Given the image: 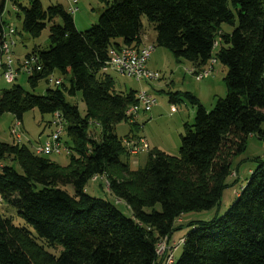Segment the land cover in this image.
<instances>
[{"label": "trees", "instance_id": "obj_1", "mask_svg": "<svg viewBox=\"0 0 264 264\" xmlns=\"http://www.w3.org/2000/svg\"><path fill=\"white\" fill-rule=\"evenodd\" d=\"M7 1L0 0V31ZM10 1L29 36L38 37L50 23L48 48L30 51L42 69L28 75L29 85L54 71L66 82L40 95L18 85L2 90L0 116L9 112L20 122L33 108L59 111L69 160L60 165L25 144L0 141V203L23 221L0 214V264H165L168 251L158 253L157 244L171 245L187 213L217 206L233 157L248 136L264 138V0H100L98 21L85 31L60 4L43 9L39 0H26L28 6ZM142 16L153 25L155 43L177 60L198 69L212 59L224 65L226 94L207 110L184 92L196 110L192 124L184 125L178 155L149 150L143 165L130 168L120 162L130 138L119 139L114 128L135 122L125 110L138 100L133 90L116 91L101 67L109 48L142 45ZM77 93L83 114L70 101ZM177 100L172 92L170 103ZM91 124L98 126L94 135ZM255 162L225 212L186 222L191 228L179 237L184 241L172 264H264V158ZM89 179H104L114 200L89 195Z\"/></svg>", "mask_w": 264, "mask_h": 264}, {"label": "rangeland", "instance_id": "obj_2", "mask_svg": "<svg viewBox=\"0 0 264 264\" xmlns=\"http://www.w3.org/2000/svg\"><path fill=\"white\" fill-rule=\"evenodd\" d=\"M15 1L22 6H28L26 0ZM39 1L43 9H46L50 5H62L72 15L74 25L78 31H85L96 24L99 14L104 8L100 0H76L75 3L72 0ZM13 5V2L10 0L6 2L2 19L4 23H12L16 28V45L13 50V58L20 61L22 56L27 52L48 48L50 23H46L40 35L33 38L22 30V13L16 7H13ZM54 21L60 23L58 18H55ZM141 22V44L153 45V50L146 62V66L148 69L157 71L159 78L151 81H138L131 77L121 76L111 69L107 72L114 82L116 91L128 92L129 90H133L136 94L144 90L148 94H151L156 101L149 111L144 112L139 109L133 116L135 122L122 120L115 124L114 132L119 139L127 140V138H130L129 141H131L143 138L148 144V149L140 150L137 153L124 152L120 156V162L128 164L130 168L143 165L149 150H159L169 155H178L180 137L185 131L184 125L192 124L196 110L195 105L183 96L184 92H190L194 95L207 110L213 108L216 100L224 97L226 94L223 80L226 73L224 65L218 61H214L210 74L201 80L196 79L195 73L200 69L193 66L187 60H177L168 49L158 46L155 43L156 32L153 25L145 16L141 17ZM222 29L230 30L231 27L223 24ZM117 40L121 41L120 39ZM52 76L54 78H61L63 83L66 82L65 76L56 71L52 73ZM16 85L36 95L42 94L47 87H53L52 84L47 83L46 78H43L32 88L28 82V75L22 72L18 73L13 82L6 81L0 75V92ZM172 92L178 93V100L170 103L169 95ZM70 101L77 104L81 114L84 113L85 106L79 93L76 94L75 98H71ZM171 104L174 105V110L170 108ZM51 118L52 114L40 113L36 108L26 111L20 120V144H25L33 151L36 143L38 141L43 142L54 129L50 124ZM16 121L12 113H2L0 116V141L6 143L16 142L10 132ZM261 128L264 129V123H262ZM89 129L94 135L98 131V126L91 124ZM60 136L64 138V129ZM46 157L60 165H66L69 160V154L65 152L47 154ZM255 158H264V138H259L257 135L248 136L243 152L233 157L232 169L236 173L232 172L227 177L226 182L228 184L222 191L219 204L209 210L193 211L183 216V226L172 233L170 242L176 241L179 237L186 235L191 228L186 225V222L191 220L207 221L213 216H219L225 212L234 199V191L239 189L240 185L248 177L250 170L255 167ZM12 165L18 172L21 171L16 163H12ZM66 189L68 193L73 192L71 186H66ZM85 191L92 196L107 198L111 201L114 200L107 191L104 179H89L85 186ZM117 206L124 214L128 213L122 203L117 204ZM0 214L5 217H11L13 223H23L17 216L16 209L3 201L0 203ZM45 249L46 252L53 253L49 247ZM58 249V246L54 248L55 251ZM178 254L179 250L175 253V256Z\"/></svg>", "mask_w": 264, "mask_h": 264}, {"label": "built area", "instance_id": "obj_3", "mask_svg": "<svg viewBox=\"0 0 264 264\" xmlns=\"http://www.w3.org/2000/svg\"><path fill=\"white\" fill-rule=\"evenodd\" d=\"M73 3L76 0H72ZM1 40H0V62H3V69H0L6 81L13 82L19 72L27 75H33L41 71L42 64L39 55L35 52L25 53L21 60L18 61L13 58V50L16 45V29L12 23H7L1 26ZM215 44V43H214ZM153 50L152 44H143L139 47L121 46L111 47L107 53V59L104 61L101 70L108 72L109 69L121 76L134 78L138 81L146 80L151 81L159 78L157 71L148 69L146 62ZM215 60L212 59V64ZM16 63V66H15ZM190 71V70H189ZM211 70L201 71L195 73L196 79L201 80L210 74ZM62 82L61 78H57L54 85L58 86ZM138 100L137 105H131L125 110V114L134 115L139 109L142 111H149L155 104V98L148 94L146 91L141 90L136 93ZM172 110L175 109L174 105H170ZM50 124L54 127L46 139L42 143L34 146V151L39 154H59L60 151H67L65 146L60 141V135L64 129V118L61 113L54 111ZM15 141L21 140L20 122L17 120L11 129ZM131 153H137L140 150L148 149V144L143 138L131 140L127 142ZM160 253L167 249L168 256L165 264H170L173 260L174 251L181 245V238L173 241L170 246L165 245L162 240L158 243Z\"/></svg>", "mask_w": 264, "mask_h": 264}, {"label": "bare ground", "instance_id": "obj_4", "mask_svg": "<svg viewBox=\"0 0 264 264\" xmlns=\"http://www.w3.org/2000/svg\"><path fill=\"white\" fill-rule=\"evenodd\" d=\"M0 69H3V62H0ZM206 70H212V60H210V61L208 62V64H207L204 68L198 70V72H196V73H201V71H206ZM56 79H57V78H54V77L52 76V74H49L48 76H46V81H47V83H48V84H52L53 86H56V85H54ZM57 112L60 113L59 111H57ZM63 118H64V117H63ZM64 124H65V121H64ZM16 142L19 143V142H21V140H16ZM61 152H65V153H67V151H60V153H61ZM99 177H100V178H103L102 175H100ZM94 178H95V177H94ZM183 241H184V238H181V244L183 243ZM157 252L160 253V248H159V245H158V244H157ZM172 263H173V260L171 261L170 264H172Z\"/></svg>", "mask_w": 264, "mask_h": 264}, {"label": "crops", "instance_id": "obj_5", "mask_svg": "<svg viewBox=\"0 0 264 264\" xmlns=\"http://www.w3.org/2000/svg\"><path fill=\"white\" fill-rule=\"evenodd\" d=\"M118 42H121V41H118ZM213 65V64H212ZM38 143H42V141H38L36 144H38Z\"/></svg>", "mask_w": 264, "mask_h": 264}]
</instances>
